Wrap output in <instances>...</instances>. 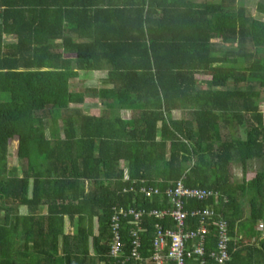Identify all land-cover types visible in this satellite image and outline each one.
<instances>
[{
  "label": "trees",
  "instance_id": "obj_1",
  "mask_svg": "<svg viewBox=\"0 0 264 264\" xmlns=\"http://www.w3.org/2000/svg\"><path fill=\"white\" fill-rule=\"evenodd\" d=\"M94 71H107L108 108L131 118L73 107L97 90L72 81ZM263 94L264 21L238 0H0V264H111L115 209L170 210L164 192L179 181L214 193L186 210L212 207L228 223V264H264ZM157 225L175 228L144 217L138 264ZM134 229L122 219L123 260ZM216 243L211 226L209 263Z\"/></svg>",
  "mask_w": 264,
  "mask_h": 264
},
{
  "label": "built area",
  "instance_id": "obj_2",
  "mask_svg": "<svg viewBox=\"0 0 264 264\" xmlns=\"http://www.w3.org/2000/svg\"><path fill=\"white\" fill-rule=\"evenodd\" d=\"M140 193L151 198L160 195L161 191L158 188L143 186L140 188ZM164 195L170 200L172 205L170 210L115 209L116 212L112 217L113 237L111 240V256L115 261L111 264H125L130 259H133L137 264L143 262L140 252V232L144 217H155L159 220L170 217L175 223V228L156 226L153 255L148 264H228L231 259L229 247L232 240L228 223L222 219L215 220L216 214L212 207L186 210L188 202L207 201L214 193L203 188L186 187L183 181H179L174 187L166 189ZM129 217H133L136 229L132 231L130 257L123 260L125 253L120 231L121 221ZM189 217L200 221V226L197 229L187 228ZM211 226L216 227L217 243L209 254V258L212 260V263H209L206 259V244Z\"/></svg>",
  "mask_w": 264,
  "mask_h": 264
},
{
  "label": "rangeland",
  "instance_id": "obj_3",
  "mask_svg": "<svg viewBox=\"0 0 264 264\" xmlns=\"http://www.w3.org/2000/svg\"><path fill=\"white\" fill-rule=\"evenodd\" d=\"M238 1L239 2H242L249 9V12H250V14L252 16H254V17H256V18L261 19V20L264 21V15H261L257 11V4H258V2L260 0H238ZM91 77H92L93 80H91V79L87 80L86 78L82 77L81 80H80V82H79L80 84L77 83L78 86L81 85V84H82V86L88 85L90 87H94V85H101V86H103L100 81H105L106 80V79L104 80V78L107 77V73H103V74L101 73V74H96V75L92 74ZM197 78L199 80H210L211 79V76L202 75L201 74V75H198ZM76 86L77 85H75V83H74L73 89H76L77 88ZM88 100L94 101L95 104L97 103L99 105V100L96 101L95 98H92L91 97ZM86 106H85V108L82 106L81 109L79 108V106L77 107V105L76 106H73V107L75 109H78L79 108L81 114H84V113H86V114H89V113H97L96 110L95 111H94V109L91 110V107L87 108ZM260 106H261V109H262V111L264 113V94L262 95V98L260 99ZM95 107H96V105H95ZM131 116H132V114H131ZM180 116H181V113L180 112L179 113L178 112L175 113V117H180ZM48 136H49L48 141L41 145V148L44 149L46 152L49 151V148H50V146H51V144L53 142L52 129H49L48 130ZM39 164H40V162H39ZM21 165H22V163H21V161L18 159V157L16 155V146H15V143H13V146L10 148V167H14L15 166V167L21 168ZM252 166H253V170L251 171V173L248 174V178H252L255 175V172L254 171L257 170V168H258V165L257 164H253ZM232 173H233V178H234L235 181H238V180L240 181L242 179V171H241V169L234 168Z\"/></svg>",
  "mask_w": 264,
  "mask_h": 264
},
{
  "label": "crops",
  "instance_id": "obj_4",
  "mask_svg": "<svg viewBox=\"0 0 264 264\" xmlns=\"http://www.w3.org/2000/svg\"><path fill=\"white\" fill-rule=\"evenodd\" d=\"M65 57H66V58H69V59H72V61L75 62V58H76L75 55L67 54V55H65ZM101 73H102V74H103V73H107V71H94V72H90V73L80 72L79 77L76 78V79H74V80L72 81L73 86H74V83H75V85H77V86H76L77 88H76V89H73V91H79V90H81L82 88H83V89H84V88H92V89H96V90H97L96 93L93 92V94H92V93H88V94H86L85 102H84L83 104H79V105H77V107L79 106V108L81 109L82 106L85 108V106L87 105V106H86L87 108L91 107V110L94 109V111H95V110L97 111V113H89V114L84 113L83 115L100 116V115L103 114L104 112H108V113H110V114H114V113H116V114L120 115L122 118H125V119H129V118H131L132 111H130V110L126 109V108H122V107H119V106H115V108H113V109H109V108H108L107 103H110V102L107 101V100L104 98V95H105L104 92H106V91H107L108 89H110V88H109V86L106 85L105 81H100V82L102 83L103 86H101V85H94V87H90V86H88V85L82 86V84L78 86L77 83L80 82V80H81L82 77L86 78L87 80H89V79L93 80L92 77H91L92 74L96 75V74H101ZM87 74H88V75H87ZM106 78H107V77H106ZM106 78H104V80H105ZM86 79H85V80H86ZM79 84H80V83H79ZM96 86H97V87H96ZM102 96H103V98H102ZM91 97H92V98H95L96 101L99 100V105H98L97 103L95 104L94 101H90V100H88V99L91 98ZM89 101H90V102H89ZM94 104L96 105V107H95ZM75 106H76V105H75ZM99 106H100V107H99ZM79 108H78V109H79ZM87 108H86V109H87ZM80 109H79V112H80ZM87 110H88V109H87ZM91 110H90V111H91ZM80 113H81V112H80ZM46 213H47L46 208H45V209H42V210L40 211V214H42V215H44V214H46ZM94 223H95V224H94V231H93V233H94V235H97V234H98V222H97V220H95ZM74 230H75V226L71 225L70 221L67 220V232H68V233H73ZM254 240H255V239H253V240L251 239V242H249V243H251V245H253V243L255 242ZM100 264H105L104 260H101Z\"/></svg>",
  "mask_w": 264,
  "mask_h": 264
}]
</instances>
